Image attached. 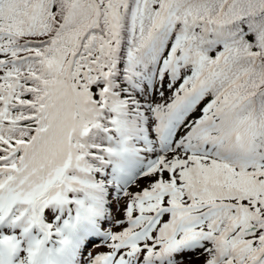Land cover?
Returning a JSON list of instances; mask_svg holds the SVG:
<instances>
[{
  "label": "snow or ice",
  "instance_id": "obj_1",
  "mask_svg": "<svg viewBox=\"0 0 264 264\" xmlns=\"http://www.w3.org/2000/svg\"><path fill=\"white\" fill-rule=\"evenodd\" d=\"M0 264H264V0H0Z\"/></svg>",
  "mask_w": 264,
  "mask_h": 264
}]
</instances>
